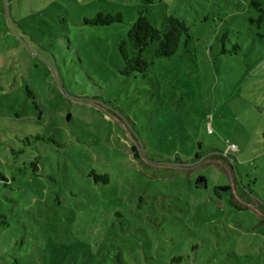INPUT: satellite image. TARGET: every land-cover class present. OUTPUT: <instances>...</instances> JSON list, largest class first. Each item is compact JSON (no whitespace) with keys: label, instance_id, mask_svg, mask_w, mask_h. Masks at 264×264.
<instances>
[{"label":"rangeland","instance_id":"1","mask_svg":"<svg viewBox=\"0 0 264 264\" xmlns=\"http://www.w3.org/2000/svg\"><path fill=\"white\" fill-rule=\"evenodd\" d=\"M250 1L160 0L150 23L182 18L188 40L168 61L150 45L146 76L126 78L116 44L137 0H0V264H99L113 248L120 264H264V24ZM99 12L122 23H82ZM135 144L175 176L150 178Z\"/></svg>","mask_w":264,"mask_h":264},{"label":"trees","instance_id":"2","mask_svg":"<svg viewBox=\"0 0 264 264\" xmlns=\"http://www.w3.org/2000/svg\"><path fill=\"white\" fill-rule=\"evenodd\" d=\"M143 5V9L137 13L135 21L131 24L127 30L125 37L120 38L116 44L117 53L119 55L121 66L118 68V74L122 77L131 76H142L145 77L149 67L147 59L144 57L146 49L154 44L152 58L154 60H170L176 53L179 43L182 38L185 41L188 40V29L182 18L169 15L162 18V30L154 27L147 18L150 13L151 7L159 3L160 0H137ZM249 6L256 9L258 16L256 21L258 24H264V2H259V0H252ZM123 17L120 13H102L99 12L90 19L83 18L82 23L87 26H97V27H108L113 24L122 23ZM223 38L226 37V33L222 35ZM237 49V46L233 47ZM35 140H42L45 142H51L50 138H43L42 136L36 135ZM28 143V140L26 139ZM140 145V144H139ZM137 144L131 146V152L133 159L141 163L142 169L150 178H167L175 176L174 171L170 169H158L150 166L143 156L141 145ZM21 150L15 151L11 150L12 155L19 154ZM38 171V163L36 158L29 161L27 166L24 164L21 167L15 169L12 174V180L14 179V174H31L34 175ZM92 177L94 182H100L102 184H107L109 179L107 174H97L91 171L87 175ZM0 181L8 185V179L0 172ZM224 190V188H219ZM260 211L264 213V202L260 205ZM99 264H120V258L118 250L113 248L105 253V255L99 260Z\"/></svg>","mask_w":264,"mask_h":264},{"label":"built area","instance_id":"3","mask_svg":"<svg viewBox=\"0 0 264 264\" xmlns=\"http://www.w3.org/2000/svg\"><path fill=\"white\" fill-rule=\"evenodd\" d=\"M230 148H231V149H234V147H232V146H231Z\"/></svg>","mask_w":264,"mask_h":264}]
</instances>
